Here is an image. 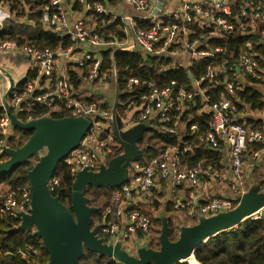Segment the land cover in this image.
I'll use <instances>...</instances> for the list:
<instances>
[{
    "label": "built area",
    "instance_id": "1",
    "mask_svg": "<svg viewBox=\"0 0 264 264\" xmlns=\"http://www.w3.org/2000/svg\"><path fill=\"white\" fill-rule=\"evenodd\" d=\"M45 1L46 5L41 10L47 26L52 32L71 38L74 45L66 51H52L22 48L15 41L0 42V55L27 56L31 65L29 73L36 76L22 91L15 86L6 100L9 109L5 105L4 96L0 97V109L4 113L0 121V132H4L8 126L12 127L11 114L18 119L23 115L25 120H19L31 123L50 117L53 110L59 109L70 118L89 120V130L77 149L64 162L71 166L75 176L81 171H95L108 156L115 153L119 144L115 136L105 130V122L113 119V112L95 100H88H92L98 90L95 85H106L114 75L118 76L116 69L102 71L103 58L92 51L78 52L77 44L87 42L94 48L107 45L123 47L122 45L132 41L134 50L138 49L144 60H148V57L172 60L169 68L162 66L161 70L189 71L195 63L211 59L205 76L192 81L191 91L184 86L176 90V82L160 86L148 82V92L140 96L139 102H129L126 105L127 109H137L140 122L152 123L162 135L176 136L182 141V145L171 148V151L166 150L149 162L132 163L130 177L113 194L112 207L106 209L100 231L113 243H128L140 236L143 239L149 238L152 219L140 204H151L158 192L164 191L162 186L172 195L179 189H189L187 199H176L173 203L176 211H185L192 219L235 210L234 198L247 192L249 170H257L264 164V133L252 129L243 121L242 113H237L232 101V98H236L237 91L264 83V54L254 47L255 45L264 52V0H164L163 9L157 16L153 15V11L159 0H123L138 13L137 17L125 13L112 15L108 0H73L83 6L92 26L86 19H70L65 10L67 0ZM6 5L5 0H0V7ZM101 16H111L113 20L109 23L120 21L126 36L124 41L110 35L112 41L109 42L95 33ZM2 31L3 27L0 25V34ZM246 36L253 37V41L246 44L233 64V56L227 47L210 45L212 40L230 42L236 37ZM134 50L115 48V51L135 52ZM179 56L187 59L189 67L184 65L186 62L175 64L177 61L174 62V59ZM61 57L74 62L81 73L87 68V74L82 73L80 77L85 84L84 90L88 91L76 90L70 81L69 72L58 71ZM247 81L251 87H245ZM140 84V80L130 79L128 92H132L133 87ZM205 84L214 88L222 86L225 93L218 101H211L210 87H203ZM263 97L264 94L262 100ZM196 98L200 99L201 108H208L207 132H202L198 124H191L193 114L186 118V114L192 112V107L197 106ZM37 108L47 110L48 114L35 119L32 113ZM182 124H186L190 131L185 138H192V143H197L198 148L214 153H221L223 147L227 148L229 164L224 171L214 165L190 167L184 163V154L194 151L195 147L186 145L185 138L180 136L179 127ZM7 142L6 135L0 133V158L6 156ZM220 182H229L231 197L212 194L208 184ZM57 186L59 179L52 178L49 183L50 192L55 191ZM0 197L3 199L0 217L8 221L14 230L20 231L24 216L32 209L29 188H23L20 195L4 192ZM108 217L112 220H108ZM263 218L264 208L251 219ZM20 254L23 260H29L37 252L27 249Z\"/></svg>",
    "mask_w": 264,
    "mask_h": 264
},
{
    "label": "trees",
    "instance_id": "2",
    "mask_svg": "<svg viewBox=\"0 0 264 264\" xmlns=\"http://www.w3.org/2000/svg\"><path fill=\"white\" fill-rule=\"evenodd\" d=\"M240 1L241 0H238V2ZM5 2L11 13H15L17 18H27L28 21L34 23L36 28L34 29L25 24L9 22V28L5 29L3 33L0 34V42L15 41L22 48L33 47L41 50L50 49L52 51H66L74 45L71 38L58 35L52 31H45L42 28L44 15L41 9L46 5L45 0H5ZM101 2L104 3L105 1ZM74 3L75 10L83 11V6L77 2ZM121 3H123V0H108V4L111 8L116 7ZM26 7H28V10H26ZM112 20L113 18L111 16H101L97 22L95 33L109 42L112 41L110 35H115L119 41H124L126 36L123 34L120 21L116 20L109 23V21ZM249 41H253V37H236L230 42L212 40L210 45L213 47H227L233 56L231 59V64H233L241 50ZM254 47L257 51L264 54V52L258 49L255 45ZM211 61V59H205L197 62L189 69V71L184 69L166 70L164 68L161 70L162 66L169 68L172 64L170 58L148 57V60H144L140 52L108 50L103 53L101 70H117L119 100L121 103L128 104L129 102H139L140 96L148 92V82H154L159 86L161 84H171V82H176V90L184 86L187 90L191 91L192 81L199 80L201 77L205 76L207 67ZM82 72L83 75H86L87 68L82 70ZM69 76L72 85L78 90L82 85L83 79L74 70L69 71ZM35 77V75L30 74L18 85V89L22 91L26 84L32 81ZM133 78L140 80L141 84L134 86L132 92H128V82ZM203 87H210L209 97L211 101L214 102L218 101L225 93L222 86L214 88L211 85L205 84ZM93 100L94 99L88 101ZM232 101L237 109V113H241L246 106L250 107V110L252 111L264 110L262 94L254 88L237 91L236 98H232ZM196 102L197 106L192 107V112L187 113L186 118L193 114V121L191 124H198L199 129L202 132H207L209 129V116L203 114L198 117L194 114L201 108L199 98H196ZM118 109L120 114H123L124 109L120 106ZM46 114H48V111L40 108L35 109L32 113L35 119ZM3 115V110L0 109V121L3 119ZM50 117L60 120L67 118L68 115L63 112L62 114H51ZM24 118L23 115L19 117L21 121H24ZM250 123L251 126H253L252 122ZM262 126V123H260L254 128L262 130ZM14 132V136L9 138L7 142L12 150H17L25 146L29 139L34 135V131H24L18 128H16ZM185 143L195 147V154L188 155L185 153V158L182 157L184 163L190 167L199 165L215 166L222 159L221 154L198 148L197 143H192V138L186 139ZM147 144L150 146L146 150L145 157L139 160L142 163L149 162L158 157L168 148L182 145L176 136H166L156 131L151 133ZM8 159V156H3L0 158V161H7ZM32 159L33 158L16 167L11 172L0 176V195L6 188L5 191H10L17 195H20L23 188L27 187L30 189L28 174L35 166ZM75 177L71 166L66 164L64 160L61 161L53 175V178L59 179V186L56 187L55 191L51 192V194L58 198L71 212H73L72 194ZM118 188L119 187H87L86 197L89 199V206L99 209L98 212L93 214V225H95L96 222H101L106 209L112 207L110 200ZM2 201L3 199L0 197V204ZM107 219L112 220L111 217H108ZM10 225L11 224H9L8 221L0 217V264H46L47 261H49V253L45 249L42 240L36 237L33 231H16ZM171 238H174V235L171 234ZM27 249L36 251L37 255H33L29 260H23L20 252H24ZM94 257H96L95 254L91 252L87 253L80 263L86 264L87 260ZM97 261L98 262L95 264H114L103 257L99 258ZM189 262L178 264H264V218L261 220L248 219L237 228L219 233L215 237L210 238L204 246L195 251L194 257L190 258Z\"/></svg>",
    "mask_w": 264,
    "mask_h": 264
},
{
    "label": "water",
    "instance_id": "3",
    "mask_svg": "<svg viewBox=\"0 0 264 264\" xmlns=\"http://www.w3.org/2000/svg\"><path fill=\"white\" fill-rule=\"evenodd\" d=\"M164 0H159L153 15L161 13ZM10 80V89L4 96L5 105L16 85L15 79L0 68ZM11 123L14 129L34 131V135L20 149L6 150L8 160L0 163V176L14 170L21 164L37 156L40 150L47 148L48 155L29 172L28 178L32 191V209L30 215L24 216L21 231H33L34 235L42 240L50 256L49 264H80L85 248L100 257L115 258L123 264H178L189 262L194 257L197 249L219 233L232 230L243 224L250 215L264 208V196L257 190L243 195L240 206L228 213L213 216L210 219L201 218L200 224L183 228L180 238L176 242L169 239V227L164 222L160 242V252L142 248L139 259L130 257L127 252H121V245L115 248L104 245L103 240H98V228L92 231L93 214L99 209L89 206L86 197L87 187L116 188L127 181V175L112 174L111 169L101 168L99 174L81 171L76 174L73 183L72 211L60 200L54 197L49 190V183L53 178L58 164L77 149L79 143L90 128V122L84 118H64L60 120L45 117L31 123H22L11 114ZM114 118V114H113ZM113 120V119H112ZM111 120V121H112ZM139 136L137 140H140ZM127 156L118 160L124 167L136 159L131 155V147L126 146ZM115 165H112V167ZM38 211V212H37ZM245 219V220H244ZM243 221V222H242ZM207 240V241H206ZM204 241H206L204 243ZM190 263V262H189Z\"/></svg>",
    "mask_w": 264,
    "mask_h": 264
},
{
    "label": "crops",
    "instance_id": "4",
    "mask_svg": "<svg viewBox=\"0 0 264 264\" xmlns=\"http://www.w3.org/2000/svg\"><path fill=\"white\" fill-rule=\"evenodd\" d=\"M127 6L131 7L130 5L126 4L124 1L120 5L113 7V8H110L111 14L112 15L121 14L126 8H128ZM74 8H75V3L73 0H67L65 2V10H66V12H67V14L71 20H73L75 17L80 18V19H86V21L89 25H91V26L93 25L86 12L75 10ZM126 14H128V13H126ZM133 16L137 17L138 13L135 12ZM11 18L14 19V20H12L13 23H15V24L18 23L17 21H15V17L14 16L12 17V14L10 13L9 9L6 11H2V9L0 7V25L3 27V31L5 29L9 28V22L8 21ZM18 24H25L27 26H31L34 29L36 28L34 23L31 21H28V20H27V22L24 20V22H20ZM42 28L48 32L52 31L47 26L45 19L42 20ZM3 31H2V33H3ZM122 46L123 47H121V46L117 47L114 45H107L103 48H94L90 43L82 42V43L77 44L76 49L78 52H88V51L95 52L96 54H98L102 58H103L104 52H106L108 50H115V48L116 49L120 48V49H125V50H134V43L132 41H128L126 44H124ZM134 51L139 52L138 49H135ZM175 61H177L175 64H180V62H182L184 64L186 62V64H184V65L188 66V67L190 64V63L188 64L187 59L184 58L183 56H179L178 58L174 59V62ZM74 64H75L74 62H68L65 58L61 57L58 61V71L59 72H63V71L69 72L70 70H74L80 76L83 72L81 73L80 69H77L76 66H74ZM30 66L31 65H30L29 58L23 54H21V55H0V68L3 69L4 71H6L7 73H9L15 79L16 85L20 84L23 80H25L30 75V73H29L30 72ZM10 86H11L10 80L2 72H0V97L5 96V94L10 89ZM84 87H85V84H84V82H82V85L80 86L79 89H81L83 91H88L87 89L84 90ZM93 99L96 102L103 104L104 105L103 107L108 108L109 110H111V112H113L114 118L112 121L109 120L108 122H105V130H108V132L112 133L115 136V140L119 144V148L116 149V151L113 155L108 156L101 163L99 169H97L95 171H88V172L92 173V174H99L101 172V168L104 167L106 170L111 169L112 174H117V175L121 174L123 177H125L127 175V178H129L130 174H131V170H132V163L137 162V161L140 162L139 160H141L142 158L145 157L146 150L150 146L149 144H147V141L149 140V137L151 136V133L153 131L154 132L155 131L158 132V131L156 130V127L152 123L139 121L138 116L136 114L137 113L136 108L133 107L132 109H127V107H126L127 104L120 102L119 92H118V88H117V77H116V75H114L113 79H111L107 85H105L102 88H98V90L95 91ZM119 106L122 107V109H124L123 114H120V112L118 111ZM207 111H208V108L203 107L197 113H194V114H196L199 117V116H202L203 113L206 114ZM250 111L252 112V110H250ZM62 113L63 112H61L59 109H55L52 111V114H62ZM242 117L243 118H241V119L243 121H246L248 124L250 122H252L253 126H251V123L249 124L252 128H254L257 124H260V123H262V125H264V119L261 121V120H256V119L252 118L251 116H246V118L244 116H242ZM90 126H91V122H90ZM187 127L188 126L186 124H182L179 127L180 136L182 135L183 138H185V136L188 135L190 132L187 130ZM14 130L15 129L13 126L12 127L8 126L4 132H0V133L3 135L5 134L6 138L8 140L9 138L14 136V133H15ZM262 131L264 132V126H263ZM139 136H141V139L136 141V139ZM186 139H188V138H185V140ZM181 143H182V141H181ZM186 145H188V144H186ZM126 146L131 147V149H132L131 155L136 156V159L134 161H132L129 164V166L124 167L123 163H121L119 165L118 160L127 156V149L125 148ZM262 147L264 148V146H262ZM171 148H168L169 151L174 149V148H172V149ZM193 154H195V149H194V151L192 150V151H190V153H188V155H193ZM217 154H221L222 159L215 166H217L219 169L224 171L229 164V151L227 150L226 147H223L222 152L217 153ZM1 162H4V161H0V163ZM112 165H115V166L112 167ZM256 172H258L260 174H264V164L257 170L256 169L249 170V173L247 176L248 183L246 186V190H247L246 193H250L251 190H257L258 191L261 188V190L258 191V194L264 196V190H263L262 185H260V184L259 185H257V184L252 185L251 183H253V182H250V179L252 181V173H256ZM208 187L211 188L213 195L215 194L217 196H230V197L232 196V194H231L232 190L230 189L229 182H227V183L226 182H220V183L208 184ZM29 190H30V192H32L31 186H30ZM1 193H4V192H1ZM164 193L169 197L168 200H166L167 206H171V204L177 198L187 199L189 197L190 191L188 188L179 189V190H177V193L173 194V195L170 194V191H167V192L160 191V192H158V195L155 196V199L151 204H147V203L142 202L140 204V206H142L143 210L146 213H148V214L152 213L155 217V211L156 210L154 209L155 207L152 208V206H161V205H156V204L159 202L164 203V202H162V200L158 199V198H162L163 196H165ZM239 197H241V196H236L234 198V199H236L235 200V202H236V208L235 209H237L241 204V199H239ZM150 209H152V210H150ZM182 214L184 216L182 219L180 218V220H181V224L182 225L184 224V225L183 226L178 225L176 227V228L179 227V229H176V231H179L178 236L176 235V237L178 239L175 241H172V242H176L179 240L180 234H181L183 228H191V227H195V226L200 224L199 218L192 219V218L188 217L186 214H184V213H182ZM255 214L256 213H254V214H252L246 218L251 219ZM212 217L213 216L206 217L205 219H210ZM162 220H163L162 224H164V222L166 223L167 220L170 223V220H174V218L173 217L169 218V217H167V215H165V217H163ZM164 220H166V221H164ZM101 225H102V223L97 222V224L93 225V227H92V231L94 229L98 228V233H97L98 240H103L104 245L112 246L113 248H115L118 244H120L121 245V248H120L121 252H127V254L130 257L139 259V251L142 249L143 245H141V244L144 241V239L142 237L134 238L128 243H123V242L113 243V241L106 243L107 242V241H105L106 237L100 231ZM169 231H171L170 228H169ZM169 235H170V232H169ZM150 237H151V235H150ZM150 237L147 239L150 240ZM206 241H204V243ZM87 253H90V251L85 248L83 257ZM93 254H95V253H93ZM83 257H82V259H83Z\"/></svg>",
    "mask_w": 264,
    "mask_h": 264
},
{
    "label": "rangeland",
    "instance_id": "5",
    "mask_svg": "<svg viewBox=\"0 0 264 264\" xmlns=\"http://www.w3.org/2000/svg\"><path fill=\"white\" fill-rule=\"evenodd\" d=\"M128 7V6H127ZM1 9H2V11H6V10H8V7H7V5H6V7H2L1 6ZM26 10H28V7H26ZM136 11L133 9V8H131V7H128V8H126L121 14H126V13H128V14H131V15H134V13H135ZM11 13V12H10ZM12 14V17L14 16L15 17V21H17L18 23H20V22H24V20L27 22V18H24V17H21V18H17L16 17V15H15V13H11ZM78 19H80V18H77V17H75L73 20H78ZM12 20H14L13 18H11L8 22H12ZM29 23V22H28ZM27 36V35H26ZM110 82V81H109ZM107 85V84H106ZM105 86V85H104ZM104 86H100L99 84L98 85H95L94 87L95 88H102V87H104ZM245 87H251V84L249 83V81H247V82H245ZM253 87V86H252ZM255 90H257V91H259L260 92V94H264V83L263 84H256L254 87H253ZM263 101H264V97H263ZM242 116H244L245 118H246V116H251L252 118H254V119H256V120H263L264 119V110H262V111H250V110H248V107L246 108V107H244L243 108V110H242ZM45 118V117H44ZM67 118H70V117H67ZM243 118V117H242ZM42 119V118H41ZM19 120V119H18ZM20 121V120H19ZM264 126V125H263ZM263 126L261 127V129H263ZM253 129V128H252ZM254 129H257V130H260V129H258V128H254ZM260 131H262V130H260ZM263 132V131H262ZM264 133V132H263ZM30 140V139H29ZM7 149H11L9 146H8V148ZM47 155H48V150H47V148H44V149H42V150H40V152L38 153V155L37 156H34V157H32L33 159H32V162L35 164V166L41 161V159L42 158H44V157H47ZM34 166V167H35ZM33 170V169H32ZM31 170V171H32ZM264 174H260V173H258V172H256V173H252V181H251V179H250V182H253V183H251L252 185L253 184H257V185H262V187H264V176H263ZM248 179V178H247ZM229 188V187H228ZM7 189V188H6ZM5 189V190H6ZM161 189L162 190H164L165 192H167L168 190L166 189V187L165 186H162L161 187ZM0 190H1V186H0ZM4 190V192L5 193H7V192H10V191H5ZM260 190H261V188H260ZM260 190H258V191H260ZM165 194V193H164ZM232 194V193H231ZM172 195V194H171ZM31 196H32V192H31ZM217 196V195H216ZM242 197L243 196H241V197H239V199H242ZM168 196L165 194V196H163L162 198H158L159 200H162V202H164V203H157L156 205H161V206H152V208H154L156 211H155V217H154V215L152 214V213H149V216L151 217V219H152V229H151V233H150V235H151V237H150V240H148V239H144V241H143V243L141 244V245H143V247L142 248H146V249H148V250H151V251H155V252H160L161 251V248H162V245H161V242H160V238H161V236H162V230H163V227H164V224H162L163 223V220H162V218L163 217H165V215H167V217H169V218H171V217H173L174 218V220H170V223H169V221L167 220H164V221H166V223H167V227H169L170 229H171V231H170V235H169V239L171 240V241H175V240H177L178 238L176 237V235L178 236V234H179V231H176V229H179V227L178 228H176L178 225H181V226H183L182 224H181V220H180V218L182 219L183 218V214L182 213H184V214H186V212L184 211V212H178V211H176L175 209H174V203H172L171 204V206H167V204H166V200H168ZM177 200H179V198H177ZM156 202V201H155ZM158 202V201H157ZM110 204H112V198H111V200H110ZM150 210H152V209H150ZM31 214V211L29 212V214L28 215H30ZM248 220V219H247ZM162 221V222H161ZM100 223H102V221L100 222ZM183 223V222H182ZM96 224H97V222H96ZM35 232V229H33V233ZM171 234H173V235H175L174 236V238H171ZM141 237V236H140ZM107 239V240H106ZM106 239H105V241H107L106 243H109L110 242V239L108 238V237H106ZM141 243V242H140ZM95 255H96V257H94V258H91V259H89V260H87V263L86 264H95V263H97L98 261V259L99 258H102V257H100L98 254H96L95 253ZM103 258H105V259H108V260H110L111 262H113L114 264H122L120 261H118L117 259H115V258H108V257H103ZM49 262H50V256H49V261H47V263L46 264H49ZM81 264V263H80Z\"/></svg>",
    "mask_w": 264,
    "mask_h": 264
},
{
    "label": "bare ground",
    "instance_id": "6",
    "mask_svg": "<svg viewBox=\"0 0 264 264\" xmlns=\"http://www.w3.org/2000/svg\"><path fill=\"white\" fill-rule=\"evenodd\" d=\"M38 212V211H37Z\"/></svg>",
    "mask_w": 264,
    "mask_h": 264
}]
</instances>
